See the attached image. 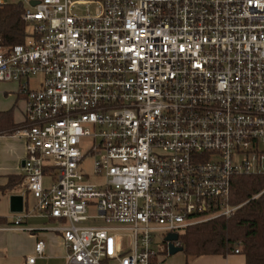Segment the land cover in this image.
Instances as JSON below:
<instances>
[{"label": "built area", "instance_id": "1", "mask_svg": "<svg viewBox=\"0 0 264 264\" xmlns=\"http://www.w3.org/2000/svg\"><path fill=\"white\" fill-rule=\"evenodd\" d=\"M31 1L24 41L0 44V83L25 98L24 190L65 264H163L168 234L182 246L235 211L233 177L264 174V0Z\"/></svg>", "mask_w": 264, "mask_h": 264}, {"label": "crops", "instance_id": "2", "mask_svg": "<svg viewBox=\"0 0 264 264\" xmlns=\"http://www.w3.org/2000/svg\"><path fill=\"white\" fill-rule=\"evenodd\" d=\"M4 3V2H3ZM16 82L0 83V112L11 111L13 122L24 118L25 98ZM26 155L25 141L9 133H0V264H26L34 252L37 239L44 240V253L33 264H65L66 248L59 231L52 229L59 221L36 210L35 199L22 186L21 166ZM23 196V209L11 211V195ZM21 216L19 227L15 219ZM167 255L163 264H184L186 257ZM178 253V252H177ZM189 264H245L241 253L201 255L191 258Z\"/></svg>", "mask_w": 264, "mask_h": 264}, {"label": "trees", "instance_id": "3", "mask_svg": "<svg viewBox=\"0 0 264 264\" xmlns=\"http://www.w3.org/2000/svg\"><path fill=\"white\" fill-rule=\"evenodd\" d=\"M24 8L22 1L0 5V44L12 46L24 41L28 34L22 19ZM16 126L11 111L0 112V133H9ZM229 203L237 206L230 216L189 226L179 235L184 264L201 255L235 253L237 246L245 264H264V174L233 177Z\"/></svg>", "mask_w": 264, "mask_h": 264}, {"label": "rangeland", "instance_id": "4", "mask_svg": "<svg viewBox=\"0 0 264 264\" xmlns=\"http://www.w3.org/2000/svg\"><path fill=\"white\" fill-rule=\"evenodd\" d=\"M2 1L3 2H14V1H22V0H2ZM33 82H34L33 80L30 81L31 84ZM93 162H94V158L93 157L85 158L82 161L81 170H82V172H85V173L89 174L90 180L98 182L99 180L95 176H93ZM91 214H94V212L92 211ZM84 224H98V225L101 224L102 225V224H104V222L102 220H89V221H87ZM112 224L117 225L116 223H112ZM119 232H120L122 240H123V242L125 243V246H126L127 244H129V240L126 237L127 232L126 233H125V231H119ZM161 238H163V236L155 237L154 244H153L154 247L158 246V241H160ZM180 253H182V252H178L175 255H179L180 256Z\"/></svg>", "mask_w": 264, "mask_h": 264}, {"label": "water", "instance_id": "5", "mask_svg": "<svg viewBox=\"0 0 264 264\" xmlns=\"http://www.w3.org/2000/svg\"><path fill=\"white\" fill-rule=\"evenodd\" d=\"M37 0H32L31 3H36ZM11 211L20 212L23 209V196L22 195H11ZM178 239V235L176 233H170L165 237V241H167V250L169 255H174L177 252L183 251L182 246L174 245L173 241Z\"/></svg>", "mask_w": 264, "mask_h": 264}]
</instances>
